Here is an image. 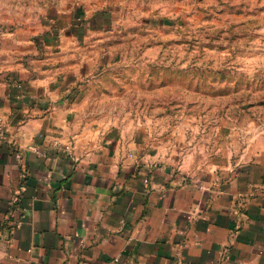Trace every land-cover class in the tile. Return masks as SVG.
Segmentation results:
<instances>
[{"label": "crops", "instance_id": "1", "mask_svg": "<svg viewBox=\"0 0 264 264\" xmlns=\"http://www.w3.org/2000/svg\"><path fill=\"white\" fill-rule=\"evenodd\" d=\"M81 18L0 17V264H264V119L106 122Z\"/></svg>", "mask_w": 264, "mask_h": 264}, {"label": "rangeland", "instance_id": "2", "mask_svg": "<svg viewBox=\"0 0 264 264\" xmlns=\"http://www.w3.org/2000/svg\"><path fill=\"white\" fill-rule=\"evenodd\" d=\"M1 16L89 22L88 54L108 70L88 108L106 122L264 119V0H0Z\"/></svg>", "mask_w": 264, "mask_h": 264}, {"label": "built area", "instance_id": "3", "mask_svg": "<svg viewBox=\"0 0 264 264\" xmlns=\"http://www.w3.org/2000/svg\"><path fill=\"white\" fill-rule=\"evenodd\" d=\"M63 149H64L67 153H69V154H72V153H73V147H72V145H71L70 143L64 145V146H63Z\"/></svg>", "mask_w": 264, "mask_h": 264}]
</instances>
